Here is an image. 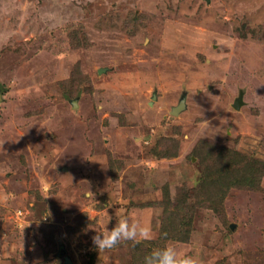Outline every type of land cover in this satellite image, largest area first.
Segmentation results:
<instances>
[{"label":"rangeland","instance_id":"rangeland-1","mask_svg":"<svg viewBox=\"0 0 264 264\" xmlns=\"http://www.w3.org/2000/svg\"><path fill=\"white\" fill-rule=\"evenodd\" d=\"M263 164L264 0H0V264H136L184 196L164 246L264 264ZM121 218L152 238L98 252Z\"/></svg>","mask_w":264,"mask_h":264},{"label":"trees","instance_id":"trees-1","mask_svg":"<svg viewBox=\"0 0 264 264\" xmlns=\"http://www.w3.org/2000/svg\"><path fill=\"white\" fill-rule=\"evenodd\" d=\"M262 33V32H261ZM209 152L207 155V158L210 160H207L210 164L208 165L207 171L205 172L201 184L199 185V189L202 188H206L212 190L213 187H215L216 185H214V181L220 182V185L226 182L230 181L231 175L230 174H226L224 176V180H220L219 176L217 174H214L213 170V166H215V161L218 162V154H225V151H220L216 152V148L214 147H209ZM230 168L228 167V170ZM225 171L227 172V168L225 169ZM239 170H237L238 173ZM264 171V164L260 169V172L262 173ZM218 172L219 173H223L222 169L218 168ZM256 173L258 176H261V174H259V172L256 170ZM233 175L235 176V174L233 173ZM232 175V177H233ZM245 175V174H244ZM247 176V175H245ZM244 176V177H245ZM249 180L254 179L253 176H248ZM199 194V193H198ZM180 202H182L180 204ZM178 205L181 207L183 204L185 205V209H183L181 211V209H178V214L176 215L175 219H171L170 215L167 217V219H165L166 221L164 222V224L162 225V228L160 230V233L158 235V237L154 240L151 241V243L148 242V244L144 245V247H138V250L140 251H136L137 256L134 255L136 257V264H144V258L148 255L151 254L152 251L156 250V249H160L165 247L164 244L169 241L170 239L172 240H179V241H189L191 239V236L193 234V225L195 222V209L200 208L201 205H203L204 200H200L199 202L196 203H190L188 200L187 196H184V198L182 200H180ZM215 201H212V203L214 204ZM171 213V212H170ZM170 219V220H169ZM168 221V222H167ZM144 254L146 256H144Z\"/></svg>","mask_w":264,"mask_h":264},{"label":"clouds","instance_id":"clouds-1","mask_svg":"<svg viewBox=\"0 0 264 264\" xmlns=\"http://www.w3.org/2000/svg\"><path fill=\"white\" fill-rule=\"evenodd\" d=\"M92 198L94 194L88 193ZM152 238L151 229L138 223H129L127 218H121L118 222L105 232H97L92 237V242L98 252L110 250L122 241H132L138 244ZM144 264H197L190 256H179L177 250L170 245L156 249L144 258Z\"/></svg>","mask_w":264,"mask_h":264},{"label":"water","instance_id":"water-1","mask_svg":"<svg viewBox=\"0 0 264 264\" xmlns=\"http://www.w3.org/2000/svg\"><path fill=\"white\" fill-rule=\"evenodd\" d=\"M99 70L101 71V69H99ZM242 94L243 93L241 92L240 96L236 99V103H235L236 107H240L244 103V101L242 99ZM185 107H186V96L182 97V99L179 101V103L172 107L171 112L173 114H177L180 112V110L184 109ZM63 252H64V249L61 248L60 254H63ZM65 263H67V264L72 263L71 258L68 256H65Z\"/></svg>","mask_w":264,"mask_h":264}]
</instances>
